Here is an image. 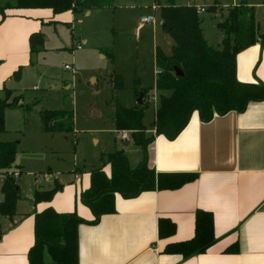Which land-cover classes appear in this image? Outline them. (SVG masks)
I'll list each match as a JSON object with an SVG mask.
<instances>
[{"label": "crops", "instance_id": "obj_1", "mask_svg": "<svg viewBox=\"0 0 264 264\" xmlns=\"http://www.w3.org/2000/svg\"><path fill=\"white\" fill-rule=\"evenodd\" d=\"M244 1L254 7L259 33L264 34V0L258 4L251 0H237L230 7ZM175 3L192 5L177 0ZM2 4L0 99L4 98L5 88L12 90L14 95H20L13 84L14 73L18 70L22 73L25 65H29V57L33 54L31 35L40 33L44 42L48 41L49 38L42 32L44 25L68 24L71 14L76 15L72 11L55 14L52 9H17V1L15 4ZM159 8L157 5L153 10ZM1 10L6 15L4 19ZM223 11L218 15L222 20L227 16ZM86 12L90 14L91 11ZM223 39L224 35L216 46L206 40L214 48L222 49ZM102 56L105 58V55ZM237 76L241 82L264 84V46L261 43L238 55ZM155 95L158 105L154 112L159 107V95L157 92ZM29 114L26 111V115ZM25 120L27 124L28 118ZM116 133L119 135V132ZM154 133L153 128L148 129L149 135ZM0 141L12 142L7 141L4 134H0ZM93 141L99 145L97 138ZM117 151L125 152L132 168H136L144 159L143 150L132 139L115 149ZM147 154L149 166L157 172L191 173L196 174L197 179L178 190L150 191L132 199L117 194L114 214L104 215L95 225H80L79 264H264V101L250 103L242 113L230 112L216 116L208 123L202 122L195 113L176 139L157 136L148 147ZM106 160L104 166L97 169H103L110 177L108 157ZM15 166H18L15 170L23 171L16 161ZM92 171L85 181V177L81 176L83 171L77 167L72 171L73 179L66 183L52 170L36 179L35 188L27 196V202H23L20 197L16 215L11 219L3 216L0 220V264H29V251L36 242L35 214L48 207L58 213H75L86 222L95 219L93 211L82 201V194L91 186ZM0 176L3 185L5 175ZM55 182L61 184L62 189L53 200L35 204V191L51 190ZM198 211L213 214L214 231L218 239L216 244L205 254L186 260L178 255L164 254L167 245L194 237ZM162 218L170 219L177 226L176 234L164 240L160 239L158 230ZM237 241L239 252L227 253L226 250ZM43 259L45 264L52 263L47 248Z\"/></svg>", "mask_w": 264, "mask_h": 264}, {"label": "trees", "instance_id": "obj_2", "mask_svg": "<svg viewBox=\"0 0 264 264\" xmlns=\"http://www.w3.org/2000/svg\"><path fill=\"white\" fill-rule=\"evenodd\" d=\"M113 0H17V9H52L55 14L72 11L75 14L93 8L110 7ZM216 12V7L211 8ZM2 11L3 19L6 17ZM160 16L163 30L174 41L170 55L161 48L154 54L155 90L159 95V107L154 112L152 128L155 133L148 134L144 125L146 111L150 108L149 88L142 87L140 78L134 81L136 98L143 94V104L125 107L118 97L110 102L113 107L112 121L117 132L130 133L134 144L144 152L143 161L132 168L124 151L109 154L111 166L109 177L103 169L91 172V186L82 194V201L94 213L95 219L86 222L75 213H58L48 207L35 214V245L29 251V264H45L44 250L48 249L52 257L51 264H79V227L82 224H98L104 215L116 212V195L132 199L150 191H174L197 179L191 173L157 172L148 164V147L157 136L169 140L176 139L188 126L192 116L197 113L202 122L208 123L216 116L230 112L242 113L252 102L264 101V84L241 82L237 76V57L246 49L261 43L264 46V34L259 33L254 7L246 1L228 9L227 16L217 27L224 34L222 49L211 46L205 38L200 15L193 5H178L168 0L161 6ZM44 38L40 33L30 37L31 52L43 46ZM175 68L184 73L177 77ZM21 70L14 73L19 79ZM114 92L124 88L121 76H112ZM168 93V94H167ZM4 98L0 99V134L6 133L5 114L8 109L24 107L30 112L32 106L20 104L23 95H14L4 89ZM42 128L47 133L70 134L75 132L73 111L42 110L40 112ZM19 142L0 141V174L5 175L2 186L3 201L0 203V216L13 218L17 203L21 197L19 180L23 171L15 170ZM62 189L55 182L51 190H36L34 203L51 202ZM195 235L192 239L171 243L164 254L178 255L190 259L205 254L218 239L215 236L214 216L211 212L198 211L195 219ZM159 237L168 239L177 232V226L170 219L159 220ZM2 231L0 229V241ZM227 253L239 252V243L235 242Z\"/></svg>", "mask_w": 264, "mask_h": 264}, {"label": "rangeland", "instance_id": "obj_3", "mask_svg": "<svg viewBox=\"0 0 264 264\" xmlns=\"http://www.w3.org/2000/svg\"><path fill=\"white\" fill-rule=\"evenodd\" d=\"M16 1L0 0V3L15 4ZM261 1L251 0L256 4ZM167 2L113 0L110 7L90 9V14L86 11L71 14L68 24L44 25L42 32L49 40L29 57V65L23 68L22 77L14 78L13 83L17 93L23 94L20 104L32 106L30 114L27 116L25 108L21 106L6 112L7 131L4 138L20 142L16 164L23 167L19 180L23 202H27V196L35 188L40 175L52 170L66 183L73 179L72 171L77 167L83 171L81 176L85 177V181L90 171L104 166L110 152L124 145L125 141L115 131L110 102L116 96L123 106L134 107L139 98L134 95L137 77L142 87L151 90L148 97L150 108L145 113L144 124L148 129L152 128L154 109L158 105L154 54L159 47L169 55L174 45L171 36L162 28L160 8L156 11L153 8L164 6ZM177 2L207 8L200 15L202 28L209 43L216 46L224 35L217 27L222 20L218 15L223 10L226 15L237 0ZM215 3L221 5L216 7L219 12L211 10ZM149 15L154 21L141 24V19ZM259 21L263 27L262 19ZM79 45L80 49L77 47ZM66 66L72 70L65 69ZM113 75L121 76L124 84L123 90L117 93L111 82ZM45 109L73 111L75 132H44L40 111ZM94 138L99 140V145L94 143ZM2 186L0 176L1 202L4 198Z\"/></svg>", "mask_w": 264, "mask_h": 264}, {"label": "built area", "instance_id": "obj_4", "mask_svg": "<svg viewBox=\"0 0 264 264\" xmlns=\"http://www.w3.org/2000/svg\"><path fill=\"white\" fill-rule=\"evenodd\" d=\"M196 10H197V13L199 14V15H201L202 13H205L207 10H206V8H204V7H196ZM154 21V19L152 18V17H145V18H143L142 20H141V23L142 24H148V23H151V22H153ZM81 48V46L79 45L78 46V49H80ZM65 69H67V70H72V68L70 67V66H66L65 67ZM119 136L121 137V139L123 140V141H127V140H129L131 137H130V133L129 132H127V131H122V132H119ZM0 203H1V201H0Z\"/></svg>", "mask_w": 264, "mask_h": 264}, {"label": "water", "instance_id": "obj_5", "mask_svg": "<svg viewBox=\"0 0 264 264\" xmlns=\"http://www.w3.org/2000/svg\"><path fill=\"white\" fill-rule=\"evenodd\" d=\"M142 38L144 36H141ZM175 73L177 77H183L184 73L182 72V70H180L179 68H175ZM143 94H140L139 98L137 99V104L142 105L143 104Z\"/></svg>", "mask_w": 264, "mask_h": 264}]
</instances>
